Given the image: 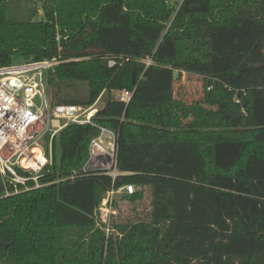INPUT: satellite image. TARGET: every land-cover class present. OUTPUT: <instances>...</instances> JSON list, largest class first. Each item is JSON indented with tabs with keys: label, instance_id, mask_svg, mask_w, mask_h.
I'll return each mask as SVG.
<instances>
[{
	"label": "trees",
	"instance_id": "1",
	"mask_svg": "<svg viewBox=\"0 0 264 264\" xmlns=\"http://www.w3.org/2000/svg\"><path fill=\"white\" fill-rule=\"evenodd\" d=\"M17 56L59 62V105L133 96L64 128L41 188L0 172V264H264V0H0V68ZM184 74L202 78L201 100L176 92ZM102 129L115 177L82 172ZM180 145L201 159L196 176L178 172ZM127 185L123 200L149 193L151 212L107 237L101 200Z\"/></svg>",
	"mask_w": 264,
	"mask_h": 264
},
{
	"label": "built area",
	"instance_id": "2",
	"mask_svg": "<svg viewBox=\"0 0 264 264\" xmlns=\"http://www.w3.org/2000/svg\"><path fill=\"white\" fill-rule=\"evenodd\" d=\"M30 1L39 3L41 0ZM42 13L43 11L39 12ZM57 66L58 61L45 60L14 63L0 68V172L3 176L10 177L11 182L16 184L15 187L17 184L26 186L32 181L35 188H41L39 180L52 170L53 147L63 129L71 124H90L94 117L92 107L84 111L82 107L59 105L49 93L51 88L47 75ZM110 67H114V63H110ZM120 92L121 95L113 100L128 104L133 94ZM102 131L100 138L90 144V158L83 173L97 172L100 168L108 171L109 165L113 170L115 168V135L105 129ZM105 134L114 138L111 145L114 150L112 156L102 146ZM105 155H110V159ZM108 174L115 177L118 172L114 170ZM77 176L75 173L70 179ZM136 192V187L131 185L108 192L101 200V216L96 221L99 227L102 228V223L105 224L106 221L110 223L109 210L114 204L115 196L121 193L132 196Z\"/></svg>",
	"mask_w": 264,
	"mask_h": 264
},
{
	"label": "rangeland",
	"instance_id": "3",
	"mask_svg": "<svg viewBox=\"0 0 264 264\" xmlns=\"http://www.w3.org/2000/svg\"><path fill=\"white\" fill-rule=\"evenodd\" d=\"M180 1V0H178ZM37 21H42L44 19V14H39V16L36 18ZM17 60L16 63H22V61L19 59V56L15 57ZM176 92L179 93L180 97L184 99V101L190 103L192 101L201 100L203 98L204 92H203V81L202 78L194 75H186L184 74L180 81L176 84ZM71 91L73 94H81L85 95L87 94V85L85 84H76L72 85ZM49 93L54 97V91L53 89L49 90ZM117 95L120 94H108L104 93L101 99L97 104L92 106V111H94V116L97 114L96 112L99 111V109H102L105 105L106 100L109 98L114 99V97H117ZM84 111L88 110L89 107H82ZM104 142L102 143L103 148L110 154L111 156L114 154V150L112 149V144L114 141V138L106 134L103 139ZM106 158H109L108 155H105ZM60 159V150L57 148L56 153V162L59 163ZM178 165V172L180 174H185L186 176H196L201 170H202V164L201 159L198 157V155L195 153V151L187 147L185 145L177 146V163ZM109 172H114L113 168L109 165ZM103 169H99L97 172L101 171ZM123 197H125L124 194H119L115 196L114 204L110 208V223H102V230L105 231L107 237H113L116 238L118 233L116 226L120 225L121 223L125 222H138V220H146L149 217V214L151 212V203H150V195L149 193L144 197V199L141 202H138L137 204H132L127 201L123 200Z\"/></svg>",
	"mask_w": 264,
	"mask_h": 264
},
{
	"label": "bare ground",
	"instance_id": "4",
	"mask_svg": "<svg viewBox=\"0 0 264 264\" xmlns=\"http://www.w3.org/2000/svg\"><path fill=\"white\" fill-rule=\"evenodd\" d=\"M120 95H121V94H120ZM108 157H109V158H107V159H110V155H108Z\"/></svg>",
	"mask_w": 264,
	"mask_h": 264
},
{
	"label": "crops",
	"instance_id": "5",
	"mask_svg": "<svg viewBox=\"0 0 264 264\" xmlns=\"http://www.w3.org/2000/svg\"><path fill=\"white\" fill-rule=\"evenodd\" d=\"M105 135H106V134H105ZM105 135H104V136H105Z\"/></svg>",
	"mask_w": 264,
	"mask_h": 264
},
{
	"label": "water",
	"instance_id": "6",
	"mask_svg": "<svg viewBox=\"0 0 264 264\" xmlns=\"http://www.w3.org/2000/svg\"><path fill=\"white\" fill-rule=\"evenodd\" d=\"M85 168H86V166H85Z\"/></svg>",
	"mask_w": 264,
	"mask_h": 264
}]
</instances>
